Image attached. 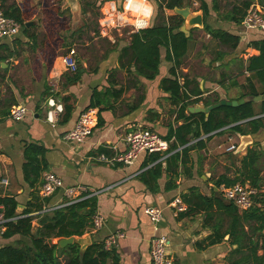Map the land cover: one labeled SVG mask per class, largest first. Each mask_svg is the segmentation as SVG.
<instances>
[{
    "label": "crops",
    "instance_id": "1",
    "mask_svg": "<svg viewBox=\"0 0 264 264\" xmlns=\"http://www.w3.org/2000/svg\"><path fill=\"white\" fill-rule=\"evenodd\" d=\"M206 1L211 6L210 1ZM148 2L153 7L154 16V5ZM184 3V7L200 9L199 1L194 4V0H184ZM0 8L4 12L17 8L25 22L37 21L27 27L30 28L28 33L21 29L12 39H0V43L8 44L13 52L6 61L0 60L7 64L0 66V195L16 196L19 205L24 206L18 208L19 212L31 200L33 188L25 180L23 171L26 161L24 149L26 144L35 142L47 150L44 156L47 171H54L64 183L63 188L51 195L50 205L59 207L70 200L65 193L66 187L81 186L83 195L95 197L97 211L105 217V223L99 231L91 229L85 235H90L93 242L94 237L105 240L116 232H123V237L114 246L120 253L119 264H152L151 239L157 234L169 238L168 250L174 264H231L229 257L237 244L231 242L228 234L230 216L216 206L212 209L194 207L188 212L191 207L185 202L186 210L176 213L171 202L176 197L183 200V195L193 187L203 195H211L215 180L222 174L234 176L233 164L239 166V160L253 146L263 153L260 166L264 170V129L250 134L253 142L242 152L235 151L232 155L227 151L230 139L239 145L240 137L228 131L207 141L204 149L192 150L193 161L187 162V166H180L174 189L166 188L169 175L167 162L164 161L162 175L154 182V187L158 189H153L143 178L146 174V178L151 179L153 165L147 163L150 154L142 153L131 165H124L114 158L126 150L125 138L130 132L144 127L166 136L170 123L176 127L183 123L176 122V106L160 87L161 80L170 76L172 66L166 59L167 49L161 47L159 75L154 80H148L137 77L135 67L130 66L128 58H121L122 49L130 43V35L125 33L129 29L113 30L106 35L100 32L98 26L99 34L96 35L91 25L84 28L89 13H83L82 0H78L75 11L69 0H0ZM230 8L231 5L220 7L219 11L211 9L210 15L205 18V25L239 36L238 47L233 49L221 43L205 31V25L193 28L187 56L178 71L182 76L180 78L191 80L190 88L199 84L206 91L205 96L218 92L223 99L232 100L230 98L240 95L244 89L253 86L263 89L255 77L256 73L247 71V66L249 59L260 53L249 47V42L263 38L264 33L225 19ZM174 13L175 10H165L166 15ZM153 16L150 26L158 21ZM61 19H67L65 26L60 25ZM50 21H53L52 31L48 26ZM54 31L57 34L53 39ZM85 35H88L86 45L98 44L101 36L107 46L105 48L99 43L87 49L83 56L78 53L84 70L80 80L73 83L67 79L73 74L66 70L64 54L58 47L53 49L52 44L59 39L68 52ZM68 42H72L71 45H66ZM0 54L6 55L4 51ZM25 55L34 60L30 68L25 63ZM95 90L106 92L108 101L101 112L99 107L90 108L98 113V123L92 135L82 143L66 140L65 134L87 109ZM68 94L74 96L76 104L72 117L67 123H60V113L53 126L47 120V112L52 109L48 101L54 98L57 103H62L61 96ZM262 98L255 100L257 111ZM16 105H24L28 109L22 120L10 117V111ZM193 106L203 107L204 104L201 102ZM103 147L109 150L110 155L99 152ZM102 155L107 159H102ZM43 174L38 190L44 182ZM149 205L163 209L164 219L158 228L144 212ZM34 224L38 226L37 220ZM222 235L224 238L217 240ZM20 238L19 235L10 239L0 238V246L15 243ZM212 240L217 241L211 243ZM232 257L237 259L239 256Z\"/></svg>",
    "mask_w": 264,
    "mask_h": 264
},
{
    "label": "trees",
    "instance_id": "2",
    "mask_svg": "<svg viewBox=\"0 0 264 264\" xmlns=\"http://www.w3.org/2000/svg\"><path fill=\"white\" fill-rule=\"evenodd\" d=\"M105 0H82L83 13H90V7H97L92 18H88L85 27H90V23L99 26L98 19L101 16V6ZM200 9L204 10L205 18L210 15L211 9L220 10L218 0H212L210 6L206 0H198ZM258 1L264 6L263 0H239L230 3L231 8L225 14V19L241 24L250 6ZM159 14L158 21L145 29L136 32H125L130 35V43L122 49L121 58H128L130 66L135 67V75L148 80H154L159 75L161 65V47L167 49L166 59L172 63L170 76L161 80L160 87L169 94V99L176 106V122L183 121L177 127L169 124V132L163 136L167 140H173L170 146L171 154L162 159L160 153H151L147 163L152 164L151 179L148 181L153 189L156 182L162 175L163 162H167V173L169 180L167 189L176 188V180L179 177L180 166H187L191 162L192 150H202L206 147L207 141L216 135L225 132L234 134H256L264 129V37L250 41L248 46L259 50L258 55L249 59L247 71L255 72L256 78L262 84L263 89L258 90L254 86L244 89L240 95L230 99H240L246 96L260 97V110L256 109V101H246L238 106H221L212 110L209 116L204 113H191L189 107L203 103L209 106L223 98L218 92L204 95L206 91L196 84L190 88L191 80L179 74L184 60L189 50L191 36L180 31L184 23V18L174 13L166 15L165 10H174L184 7V0H157ZM7 16L15 18L22 25L25 33L30 28L25 26L23 15L17 8L6 11ZM83 27H80L83 29ZM79 28V29H80ZM96 34L99 29L94 28ZM205 31L221 43L229 45L235 49L238 47L241 38L223 29L214 28L209 24L205 25ZM68 42L66 45H71ZM0 60L6 61L7 57L13 55L8 44L0 43ZM78 71L67 76L68 81L76 83L80 80L83 68L78 57ZM197 82V80H195ZM111 87V86H110ZM110 91V89H109ZM121 93V92H120ZM119 93V94H120ZM107 93L95 90L91 96V101L86 110L102 107L108 101L105 97ZM63 111L60 114V123H67L75 108V100L72 94L61 96ZM11 112V111H10ZM153 113V111H150ZM46 148L38 143L26 144L24 156L26 161L23 165L25 180L32 190V198L26 203L22 212L18 211L19 201L16 196L0 195V216L7 219L5 231L2 237L10 239L15 235L21 238L16 243H9L0 246V264H119L120 253L116 248L107 249L105 240L96 239L85 250H82L78 243L68 244L61 247L59 241L66 237H81L92 229V217L97 211V199L86 197L80 201L67 205L51 208L52 196L42 197L38 190L42 174L48 170V165L44 159ZM100 153L110 155L109 150L103 147ZM263 153L257 146L248 148L247 153L239 160V166L235 167L234 176L228 174L220 175L214 182L211 195H203L199 189L193 187L189 193L183 195V201L187 203L190 210L198 208L217 209L226 212L231 220L228 226V234L233 244L237 247L232 250L231 264H264V171L260 166ZM190 158V159H189ZM249 183L258 189V193L252 196L254 204L247 210H240L234 203L227 201L218 189L222 185L231 186L236 183ZM193 207V208H192ZM37 220L38 227L34 230V222ZM246 227H248L246 229ZM217 240L224 236H218ZM217 240H212L211 243ZM262 251V253H260ZM234 255L239 256L235 259Z\"/></svg>",
    "mask_w": 264,
    "mask_h": 264
},
{
    "label": "built area",
    "instance_id": "3",
    "mask_svg": "<svg viewBox=\"0 0 264 264\" xmlns=\"http://www.w3.org/2000/svg\"><path fill=\"white\" fill-rule=\"evenodd\" d=\"M194 4H198L194 0ZM101 16L99 18L100 32L108 35L113 30L122 31L128 28L129 32H136L150 26V20L153 16V7L148 0H123L122 4L118 0H108L101 6ZM242 25L249 30H260L264 33V6L258 1L253 3L245 15ZM22 28L15 18L7 16L0 8V39L14 38L19 34ZM63 63L66 70L70 73L78 71V51L75 46L68 49L63 57ZM48 104L52 107L47 112V120L55 126L58 114L63 111L62 103H57L54 98H50ZM28 109L24 105L13 106L10 117L14 120H22L26 117ZM98 123V113L96 109H88L81 113L75 126L65 134V139L82 143L92 135ZM127 148L124 152L115 156L114 160L124 165H131L138 160L142 153H160L162 159L167 158L170 152L171 143L169 140L161 136L157 131L141 127L130 132L126 138ZM238 144L230 139L227 147L228 151H236ZM102 159H107L102 155ZM44 182L40 187V195L49 197L58 189L64 187L63 180L54 171H46L43 174ZM83 187H66L65 193L70 199L64 205L80 201L87 196L83 195ZM222 196L227 201L234 203L240 210H247L253 206L254 200L252 196L258 193V189L252 187L249 183H236L231 186H222ZM88 195V194H86ZM171 205L175 208L176 213L186 210L187 205L181 197H176ZM57 207V206H56ZM54 207L48 208L53 209ZM144 212L151 219L155 227L158 228L160 222L164 219L163 209L158 206H146ZM8 220L0 217V235L6 229L5 223ZM105 223V217L98 211L92 217V230L99 231ZM123 232H116L104 241L107 249L113 248L119 238L123 237ZM169 238L163 234H157L151 239V260L152 264H174L173 258L168 250Z\"/></svg>",
    "mask_w": 264,
    "mask_h": 264
},
{
    "label": "water",
    "instance_id": "4",
    "mask_svg": "<svg viewBox=\"0 0 264 264\" xmlns=\"http://www.w3.org/2000/svg\"><path fill=\"white\" fill-rule=\"evenodd\" d=\"M69 3H70V6L75 11V9L78 6V0H69ZM174 10H175V13L181 15L184 18V23L180 27V31L184 32L186 36L190 35V32L193 28H203L204 27L205 15H204L203 9L193 10L191 6H186L182 8L177 7ZM35 23H37V21L31 20V21L26 22L25 26L30 27L31 25ZM0 66L5 67L7 66V64H5L4 62H0ZM261 98L262 96L258 98L253 97V96H246L240 99H232V100L222 99L209 106H204V107L190 106L189 111L191 113H204L206 116H209L212 110L219 108L221 106H238L240 104H243L246 101L259 100ZM238 136L240 137V144L238 145V148L236 150L237 153L245 150L247 146L253 142L250 134H244V135L238 134ZM19 207H24V206L19 205ZM37 227H38L37 224H34V230H36ZM72 243H78L81 246L82 250H85L93 242L91 240L90 235H85L81 237L71 236V237L62 238L59 241V244L61 247H65L66 245L72 244Z\"/></svg>",
    "mask_w": 264,
    "mask_h": 264
},
{
    "label": "rangeland",
    "instance_id": "5",
    "mask_svg": "<svg viewBox=\"0 0 264 264\" xmlns=\"http://www.w3.org/2000/svg\"><path fill=\"white\" fill-rule=\"evenodd\" d=\"M122 1L123 0H121L119 3L120 4H122ZM153 5H154V16H153V19L154 18H156L157 17V15L159 14V10H158V8H157V3H156V1L157 0H149ZM189 1H191V0H189ZM208 1H210V4L212 5V0H208ZM219 1V3H220V7H222V8H227V7H229V4L230 3H233L234 1H236V0H218ZM98 9H97V7H95L94 8V6H92V7H90V13H89V15H87V18H92L93 17V15H94V12H96ZM66 21H67V19H66ZM66 21L64 20L63 21V19H61L60 20V25L61 26H65L66 25ZM53 21H50L49 22V24H48V26H49V28H52V25H51V23H52ZM58 24V23H57ZM90 25H91V27L94 29V28H98V26H96V24L95 23H90ZM54 28H52L51 29V31L53 30ZM114 33H116V32H114ZM56 34H57V32L56 31H54L53 32V34H52V36H53V39L56 37ZM125 34V33H124ZM96 35H98V34H96ZM127 35V34H126ZM88 39V35H85L84 37H81L80 38V40H77L76 42H75V47L77 48V51H78V53H81L82 54V56L83 55H85V51L87 50V49H92L91 47H92V45H94V46H98V44L100 43L102 46H105V48H106V46H107V44H106V42H105V40H103L102 39V37L100 36V42L97 44V43H94V44H90L89 46L88 45H86V40ZM96 44V45H95ZM63 45V43L62 44H60V41H59V39L57 40V41H55V42H53V44H52V48L53 49H55V48H60L61 50H60V53H63L64 55L67 53L66 51H67V49L66 50H64V46H62ZM73 45V44H72ZM69 46V45H68ZM29 51H30V49H29ZM27 58L25 59V63H26V65L30 68L31 67V64L34 62V60H30V58H29V56L28 55H25ZM11 63H14V61L13 62H11ZM21 64H22V61H21ZM204 107V106H203ZM211 140V139H210ZM225 148V147H224ZM228 151V150H227ZM233 152H235V151H230L229 152V154L230 155H232V153ZM215 173L217 174L218 173V171L217 170H215ZM213 177V176H212ZM35 223V222H34ZM0 238H3L2 237V235H0ZM16 243V242H15Z\"/></svg>",
    "mask_w": 264,
    "mask_h": 264
}]
</instances>
